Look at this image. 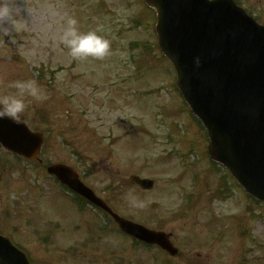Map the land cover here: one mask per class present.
<instances>
[{
	"label": "rangeland",
	"instance_id": "374dc122",
	"mask_svg": "<svg viewBox=\"0 0 264 264\" xmlns=\"http://www.w3.org/2000/svg\"><path fill=\"white\" fill-rule=\"evenodd\" d=\"M241 2L264 23V0ZM18 6L15 43L0 37V95L16 91L7 87L11 81L38 82L46 98H27L24 118L46 144L39 163L0 150V203L15 206L5 211L8 205L2 210L0 205V230L16 232L10 236L35 264H93L98 247L106 257L102 231L74 238L59 233H79L77 222L90 221L92 213L106 222L88 206L77 213L71 194L46 174L45 163L60 162L119 214L170 232L185 257L195 256L188 264H248L251 256L249 264H264V253L253 243L264 247V205L249 209L251 201L235 185L230 199L216 198L214 190L226 173L208 160L205 132L178 95L172 67L156 47L154 14L142 0H18ZM69 17L78 20L81 31L106 36L111 54L102 60L72 59L59 41ZM133 20L140 21L139 28ZM130 175L152 179L155 186L141 191L129 183ZM127 193L145 206L130 207ZM49 222L53 239L43 240L36 229V237L24 242L23 233L32 234L26 226ZM244 226L247 237L241 234Z\"/></svg>",
	"mask_w": 264,
	"mask_h": 264
},
{
	"label": "water",
	"instance_id": "95a60500",
	"mask_svg": "<svg viewBox=\"0 0 264 264\" xmlns=\"http://www.w3.org/2000/svg\"><path fill=\"white\" fill-rule=\"evenodd\" d=\"M144 1L156 11L158 47L172 62L182 95L207 130L212 160L228 168L247 192L264 200V26L231 0ZM197 55L202 59L199 69L193 64ZM0 143L34 159L41 137L24 123L0 120ZM47 171L108 211L125 233L175 252L157 234L111 213L68 167L54 165ZM131 179L145 189L153 185ZM0 264L27 263L0 237Z\"/></svg>",
	"mask_w": 264,
	"mask_h": 264
},
{
	"label": "clouds",
	"instance_id": "9594fccd",
	"mask_svg": "<svg viewBox=\"0 0 264 264\" xmlns=\"http://www.w3.org/2000/svg\"><path fill=\"white\" fill-rule=\"evenodd\" d=\"M24 7L31 16L25 2ZM18 18H20L18 0H0V37H9L11 42L15 43L14 36L19 28ZM59 41L67 48L68 55L74 60L87 58L102 60L111 54L110 40L95 29L81 31L75 17L67 19ZM193 64L199 69L202 64L201 56H194ZM7 87L16 91L12 94L0 95V120H10L17 125L23 123L28 108L27 98H32L34 101H42L46 98L35 79L14 80L9 82ZM125 200L132 208L142 209L145 206L144 202L132 193H127Z\"/></svg>",
	"mask_w": 264,
	"mask_h": 264
},
{
	"label": "flooded vegetation",
	"instance_id": "af4514ba",
	"mask_svg": "<svg viewBox=\"0 0 264 264\" xmlns=\"http://www.w3.org/2000/svg\"><path fill=\"white\" fill-rule=\"evenodd\" d=\"M113 261H115V259L113 260ZM123 262V259H120V263H122ZM129 263V262H128ZM99 264V263H98ZM125 264V263H124ZM141 264H146V262L145 261H143V262H141ZM148 264H153V263H151V262H149ZM154 264H157V263H154Z\"/></svg>",
	"mask_w": 264,
	"mask_h": 264
}]
</instances>
